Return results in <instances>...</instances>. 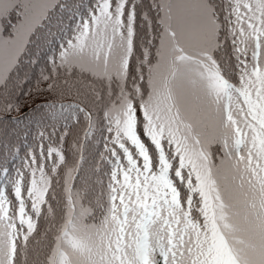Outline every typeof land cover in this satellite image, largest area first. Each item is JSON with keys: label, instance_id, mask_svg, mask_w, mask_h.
Instances as JSON below:
<instances>
[{"label": "snow or ice", "instance_id": "obj_1", "mask_svg": "<svg viewBox=\"0 0 264 264\" xmlns=\"http://www.w3.org/2000/svg\"><path fill=\"white\" fill-rule=\"evenodd\" d=\"M5 131L0 264H264V0H0Z\"/></svg>", "mask_w": 264, "mask_h": 264}, {"label": "trees", "instance_id": "obj_2", "mask_svg": "<svg viewBox=\"0 0 264 264\" xmlns=\"http://www.w3.org/2000/svg\"><path fill=\"white\" fill-rule=\"evenodd\" d=\"M22 127V126H21ZM7 131V130H6ZM6 131H5V133H0V134H6Z\"/></svg>", "mask_w": 264, "mask_h": 264}]
</instances>
